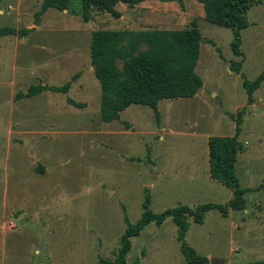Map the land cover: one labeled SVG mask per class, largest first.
Instances as JSON below:
<instances>
[{
    "label": "rangeland",
    "instance_id": "obj_1",
    "mask_svg": "<svg viewBox=\"0 0 264 264\" xmlns=\"http://www.w3.org/2000/svg\"><path fill=\"white\" fill-rule=\"evenodd\" d=\"M40 1L1 0V7L14 10L22 4L23 16L16 22L20 30L33 24ZM254 1L260 3L247 13L241 57L231 51V30L206 22L198 5L177 14L155 2L120 6L126 9L124 19L100 18L94 11L85 25L80 14L77 28L52 11L47 16L52 25L43 23L29 35L36 42L18 44L17 59L12 56L13 36L0 37V264L115 261L122 235L141 219L147 198L153 214L178 206L225 205L232 192L209 177L207 140L232 136L237 114L243 149L234 168L246 190L249 215L229 211L224 218L212 210L202 224L188 218L185 242L209 263L264 264V82L252 94L253 105L243 86L264 72V0ZM80 5L71 0L69 13L78 12ZM193 20L202 36L195 68L202 90L193 98L158 102L157 117L135 104L118 120L103 122L100 86L88 70L90 32L175 30ZM72 36L78 41L66 42ZM77 45L75 65L64 52ZM43 60H52L44 71L56 74L47 84L72 85L69 98L83 108L69 105L59 93L23 96L28 85L39 86ZM236 62H241L240 73L231 67ZM57 64L61 70H53ZM10 71H17L16 79L19 71L34 75L25 91L15 89L14 108ZM176 237L171 218L146 225L130 238L127 264H186Z\"/></svg>",
    "mask_w": 264,
    "mask_h": 264
},
{
    "label": "trees",
    "instance_id": "obj_2",
    "mask_svg": "<svg viewBox=\"0 0 264 264\" xmlns=\"http://www.w3.org/2000/svg\"><path fill=\"white\" fill-rule=\"evenodd\" d=\"M71 0H43L38 17L50 8L66 10ZM81 17L88 22L94 11L105 13L119 19L121 13L116 10L119 4L128 8L139 6L150 0H79ZM158 2H176L183 8V0H154ZM203 6L204 20L218 27L228 28L232 32L231 51L235 57H241V32L248 27L247 13L259 1L254 0H196ZM1 5V1H0ZM18 34L10 27H0V37ZM202 36L196 21L182 29L166 30L145 28L139 30H94L90 34V64L93 75L101 91L100 118L103 122L116 121L120 113L136 104L152 109L158 116V102L162 100L189 99L202 88V80L195 71L200 52ZM240 73L241 62L231 66ZM264 71V70H263ZM264 82V72L253 82L244 81L243 86L251 104L252 94ZM69 84L61 87H31L23 96L31 97L44 89L66 93ZM21 96V95H20ZM68 104L83 108V104L67 99ZM234 136H211L207 140L209 177L232 192V198L225 205L203 204L191 209L178 206L160 214L149 211L148 198L143 207L145 211L134 226H129L121 237V247L115 261L101 259L96 264H127L126 256L131 249L130 238L139 235L148 224L160 225L171 218L177 228L179 251L186 264H209L206 257L197 253L185 242L188 231L187 219L202 224L206 213L217 210L222 217L229 210L241 211L245 208V189L241 188L235 176V163L238 153L243 149L238 140L240 116L235 118Z\"/></svg>",
    "mask_w": 264,
    "mask_h": 264
},
{
    "label": "crops",
    "instance_id": "obj_3",
    "mask_svg": "<svg viewBox=\"0 0 264 264\" xmlns=\"http://www.w3.org/2000/svg\"><path fill=\"white\" fill-rule=\"evenodd\" d=\"M42 2H43V0L40 1V3H39L40 4V8H41V5H42ZM149 2H155V3H158V4H162L163 6H165V8L169 9L168 10L169 12H172L174 14L179 13V11H186V10L188 11V6H194L195 7L196 5H198L201 8V10L203 11L202 16L204 18L203 6L200 3H198L196 0H183V8H181V6L178 3H176V2H165V3H162V2H158V1H154V0H150V1L143 2L140 5H143V4L149 3ZM9 5H11V4H8L7 6H9ZM21 5L22 4L20 3V5H18L17 8H15L14 10H13V8L11 6H9V7H11V10H8L6 7L4 8V7H1V5H0V22H2L4 24L9 23V22L13 23V26L12 27L11 26H0V27H10V28L15 29L16 32L18 31V34L12 35L13 38H14V45H13V48H12L13 49L12 56L15 57L16 59H17L18 44L27 45L30 40L33 43L36 42L38 40V38H35L34 36H29V35L32 34L33 32H37L38 30H40V27L42 26L43 23H46V26L45 27H47V28L52 25V24L49 25L50 20L47 18V16L51 14L50 12H52V11L58 12V15H59L60 20H63L64 22L66 21L67 23L74 24L72 26L74 28H77L78 26H80L78 22L80 20L79 17H80V12H81V5H80V10L78 12H74L73 11L72 13L71 12L69 13V11H71L69 9V6H68V8L66 10H63V11L57 10L55 8H50V9L46 10L43 14H41L38 17V22L36 23L35 22V14L37 12H39V10H40V8H39V10L36 11V13L34 14V22H33V24L30 23V24H28L25 27H21V29L19 30L18 25H17L16 22L19 21V18L21 16H23L24 10H23V8L20 7ZM69 5H70V3H69ZM120 6H126V5L119 4V5L116 6V8H118L119 9V12L121 13V17L119 19H124L123 12L126 9L122 11V9L120 8ZM126 8H128V7H126ZM97 13L100 15V18H102V15H106L105 13H99V12H97ZM70 17H71V19H70ZM94 18L97 19L98 16H95ZM68 20H70V21L68 22ZM115 20H117V19H115ZM67 23H64V25H66L67 27H69L70 24H67ZM86 23L87 22L82 21V24L85 25ZM72 31H73V29H72ZM7 36H10V35H7ZM71 38H73V39H71ZM71 40H73L74 42H77L78 41V38L72 36L68 40L66 39V42H70ZM16 43H17V45H16ZM57 44H59V43L57 42ZM73 44H75V43H73ZM44 48H45V46H41L40 47V50L41 51H45ZM79 52H80V47L77 45L76 48H72L71 50H66V52H64V54H65L64 57L65 56H68L66 59L72 58V59H74V61H71V62L72 63L73 62L76 63V59H77V56H78V53ZM54 54H56V51H53L52 55H54ZM89 58H90V46H89V50H88V62H89L88 70H89V73L91 74V73H93V68H92V66L90 64ZM51 61L52 60H43L42 62H45V64L40 67V70H43V71H38L39 72V76L41 77V82H40L39 85H42V86H44L46 88L52 87L51 85H48L46 81L56 75L55 73L53 74L54 71H44L45 68H49V62H51ZM70 63H69V65L67 67H70ZM75 65H78V63H76ZM61 68H62V66H60L59 64L53 66V70H61ZM67 69H69V68H67ZM19 72L20 73L18 74L19 75L18 76V79H16L17 78V71H10V77H11L10 78L11 79L10 82H11V86L14 88V90H12L10 92V100H11V103H12V105L10 106L11 108H14V105H15L14 104V102H15L14 101L15 89L17 88V93H20L21 91L22 92L25 91L24 90V86H25V84L28 83V77L30 76L31 77V80H33V78H34V75H31L30 73H28V71H19ZM22 75L25 76L24 79H22V77H21ZM71 84H73V83H71ZM31 87H34V86H31V84L28 85V88L26 89V91L29 90ZM54 87H61V86H54ZM202 88H203V83H202ZM202 88L200 90H202ZM200 90H199V92H200ZM70 91H72V85L69 86V88H68V90H67L66 93H59V94H61V95L64 94L65 97L67 96V98H65V100L67 101V99H70L69 98ZM52 93H56L57 94L58 92H53V91H51L49 89H44L40 93L35 94L34 96L42 95V94H45V95H48L49 96V95H52ZM24 97L30 98V97H27V96H24ZM31 97H33V96H31ZM19 100H21V99H19ZM19 100H17V101H19ZM133 105H135V104H133ZM249 105H253V104L251 103ZM157 108H158V106H157ZM235 129H236V125H235ZM234 135H235V133L232 136H234ZM209 137H211V136H209ZM240 154H241V152L238 153V155H240ZM238 155H237V158H238ZM237 158H236V163H237ZM208 159H209V157H208ZM208 168H209V164H208ZM208 172H209V170H208ZM229 211H232V210H229ZM237 212H243L247 216V215H249V212L250 211L247 210L246 204H245V208L243 210L237 211Z\"/></svg>",
    "mask_w": 264,
    "mask_h": 264
},
{
    "label": "water",
    "instance_id": "obj_4",
    "mask_svg": "<svg viewBox=\"0 0 264 264\" xmlns=\"http://www.w3.org/2000/svg\"><path fill=\"white\" fill-rule=\"evenodd\" d=\"M221 261H218V260H211L209 264H214V263H220Z\"/></svg>",
    "mask_w": 264,
    "mask_h": 264
}]
</instances>
